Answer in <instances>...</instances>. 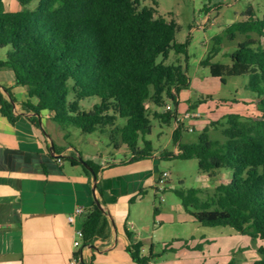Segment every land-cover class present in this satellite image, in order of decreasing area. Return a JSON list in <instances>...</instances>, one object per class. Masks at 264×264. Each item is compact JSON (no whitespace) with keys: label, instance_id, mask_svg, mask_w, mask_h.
Returning <instances> with one entry per match:
<instances>
[{"label":"trees","instance_id":"1","mask_svg":"<svg viewBox=\"0 0 264 264\" xmlns=\"http://www.w3.org/2000/svg\"><path fill=\"white\" fill-rule=\"evenodd\" d=\"M32 1L17 0L21 10L6 12L4 0H0V50H6L0 69L12 71L16 84L27 89L29 99L22 108L30 113L29 120L39 127L42 113L47 112L65 132V140L72 127L83 134H107L116 151L128 149L130 158L124 163L153 157L197 160L199 170L209 177L229 171L230 181L219 184L209 200L202 201L197 189L176 194L202 226L230 227L262 241L260 259L254 264H264V47H255L259 43L250 36L255 33L264 38V20L254 19L249 10L247 21L226 30L232 40L246 37L231 55L232 65L213 63L212 55L201 63L223 84L228 77L247 76L246 89L255 94L256 112L226 116L205 127L197 143H183V134L190 127L178 121V96L189 79L180 67L165 65L171 48L184 53L188 46V42L177 43L175 21L157 16L153 8L140 7L142 0H40L34 10H28ZM6 93L9 101L0 96L1 113L14 123L18 118L13 112L15 99L9 90ZM32 98H37L36 105ZM92 98L98 102L82 109L81 102ZM153 120L167 126L174 123L171 141L175 151L156 155L147 139ZM210 127H221L224 139H211ZM53 151L56 153L55 145ZM63 158L92 177L77 158ZM86 163L98 177L100 167ZM96 192L108 211L99 184ZM145 194L141 190L135 199ZM157 213L155 209L154 215ZM82 232L84 247L111 239L110 218L95 201L86 210ZM126 234L132 260L149 264L150 259L142 256V244L133 243L127 229ZM76 256L83 259L81 252ZM93 261L94 256L84 263Z\"/></svg>","mask_w":264,"mask_h":264},{"label":"rangeland","instance_id":"2","mask_svg":"<svg viewBox=\"0 0 264 264\" xmlns=\"http://www.w3.org/2000/svg\"><path fill=\"white\" fill-rule=\"evenodd\" d=\"M39 2L33 0L27 9L34 10ZM140 7L153 8L157 16L175 21L177 43L188 42L184 53L171 48L165 61L167 66L180 67L189 79L187 87L178 96L179 117L198 110L202 115L197 120L184 121L185 128L192 127L194 131L183 134V143H197L205 127L212 122H221L226 116H247L256 112L255 94L246 89L247 76L228 77L223 84L219 79L212 78L210 69L201 63L212 55L213 63L232 65L231 55L246 37L239 35L232 40L226 30L234 23L247 21L249 10L253 11L254 19L263 21L264 0H142ZM250 36L259 43L255 47H264V38L255 33ZM3 51L6 53L5 49L0 50L1 53ZM97 102L95 98L84 100L81 107L90 109ZM191 106L193 109H190ZM152 125V133L147 139L152 141L156 155L164 150L175 151L171 141L174 123L167 126L153 120ZM210 128L211 139H224L221 127ZM67 132L69 138L64 146L70 145L83 155L88 154L101 161L130 158L126 147L116 151L110 145L107 134H83L74 127ZM65 162L69 164V160ZM159 170L169 175L170 183L166 191L155 192L147 188L136 209L137 222L133 220L150 264H254L260 259L262 241L252 240L230 227L202 226L182 207L176 194L179 190L197 189L201 191L198 196L202 201L209 200L219 184L230 181L229 171H217L209 177L199 170L197 160L176 159L159 160ZM155 209L158 210L156 216ZM197 246L201 250H197Z\"/></svg>","mask_w":264,"mask_h":264},{"label":"crops","instance_id":"3","mask_svg":"<svg viewBox=\"0 0 264 264\" xmlns=\"http://www.w3.org/2000/svg\"><path fill=\"white\" fill-rule=\"evenodd\" d=\"M4 8L6 12L21 10L13 0H4ZM5 59L6 53L0 52V61ZM6 90L15 99L13 112L18 118L10 122L0 107V264H70L76 251L87 263L94 256L92 264H137L126 249L130 244L126 229L133 243L142 244L133 222H137L135 213L141 203L135 198L141 190H156L161 174L159 159L101 161L70 145L65 147V132L47 112L42 113L39 127L29 120L30 113L22 108L29 99L27 89L16 84L12 71L0 69V96L9 101ZM31 102L36 105L38 100L32 98ZM50 141L56 153L50 151ZM80 155L100 167L98 184L115 226L110 221L111 239L106 244L98 242L97 250L83 245L73 247L75 232L82 230L86 210L94 202L93 176L71 161L67 165L68 159L63 158L73 160ZM77 207H83L85 212L72 225L67 218ZM142 256L147 257L143 244Z\"/></svg>","mask_w":264,"mask_h":264},{"label":"built area","instance_id":"4","mask_svg":"<svg viewBox=\"0 0 264 264\" xmlns=\"http://www.w3.org/2000/svg\"><path fill=\"white\" fill-rule=\"evenodd\" d=\"M167 109L169 110L170 107L168 106ZM201 118V114L198 112H187L182 117L178 118L179 122H184L186 119L193 120ZM193 128L190 127L189 132H193ZM59 162H61V159H58ZM168 173L163 172L161 173L155 183V191L156 192H164L167 189V180H168ZM164 199H162V202ZM85 209L83 207H77L74 209V211L68 216L67 220L70 224H75L76 218L80 217L84 214ZM82 238H83V232L82 230H76L75 237L73 241V247L74 249H79L82 245ZM77 252V251H76ZM76 252H74V256L72 257L70 264H82V259L79 256H76Z\"/></svg>","mask_w":264,"mask_h":264},{"label":"water","instance_id":"5","mask_svg":"<svg viewBox=\"0 0 264 264\" xmlns=\"http://www.w3.org/2000/svg\"><path fill=\"white\" fill-rule=\"evenodd\" d=\"M13 105H14V104H13ZM46 136H47V138L50 139V137H49L48 135H46ZM49 149H50L51 152H53V150H54V144H53L51 141H50V147H49ZM78 160H79L80 164H81L84 168H86V170H88V171L91 173V175L93 176L92 192H93V195H94V201H95V203L97 204V206H98L102 211L107 212V214H108V216H109V218H110V221H111V223H112V226H113V228H114L115 226H114L113 219H112V217H111L109 211H107L106 208L100 203V200H99L98 195H97V192H96L97 184H98V177H97V175L95 174V172L93 171V169H92V168L86 163V161H84V160L81 159L80 157H78ZM89 248H90L91 250H97V248H96L95 246H90ZM82 263L85 264V263H84V259H82Z\"/></svg>","mask_w":264,"mask_h":264}]
</instances>
